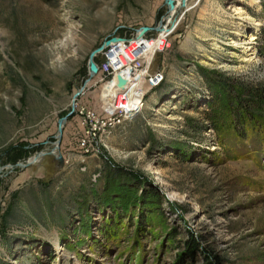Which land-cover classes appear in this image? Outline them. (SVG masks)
<instances>
[{
	"label": "rangeland",
	"instance_id": "rangeland-1",
	"mask_svg": "<svg viewBox=\"0 0 264 264\" xmlns=\"http://www.w3.org/2000/svg\"><path fill=\"white\" fill-rule=\"evenodd\" d=\"M161 26L142 113L91 134L135 90L92 53ZM245 86L264 89V0H0V264H264V108L213 122Z\"/></svg>",
	"mask_w": 264,
	"mask_h": 264
},
{
	"label": "built area",
	"instance_id": "built-area-1",
	"mask_svg": "<svg viewBox=\"0 0 264 264\" xmlns=\"http://www.w3.org/2000/svg\"><path fill=\"white\" fill-rule=\"evenodd\" d=\"M170 27V24H168ZM165 27V26H163ZM172 28V27H171ZM163 33H158L155 37L144 33L140 37L135 36V31L130 34L117 36L118 41L105 46L102 49L103 60L98 66V71L107 76H116L118 73L129 70L131 71L126 79L135 81V90H130L124 94L122 104L116 107V110L110 114H106L103 118H94L92 112L87 113L89 118L94 120L95 128L90 129L91 134L105 133L113 130L116 125L124 121H133L143 111L145 97L139 84L142 80H149L151 87H156L163 79L161 71L148 73L149 64L156 51L163 49L164 37ZM163 39V43H160ZM159 44H161L159 46ZM102 78V80L104 79ZM105 83H108L107 81ZM142 88V87H141Z\"/></svg>",
	"mask_w": 264,
	"mask_h": 264
},
{
	"label": "trees",
	"instance_id": "trees-1",
	"mask_svg": "<svg viewBox=\"0 0 264 264\" xmlns=\"http://www.w3.org/2000/svg\"><path fill=\"white\" fill-rule=\"evenodd\" d=\"M240 90H243L244 92H247L246 98H241L236 102V105L239 108H242L243 111L237 112V110L232 109L227 102L226 98H223L222 106H223V112L225 111L224 117L225 119L220 120L218 116H213V122H215L214 127L216 132H223V131H230L235 130V124L242 125L244 127L252 124L253 122L257 121V117L253 115V112L251 111V108H254L256 110H261L264 108V89L259 87H250L245 86V88H241ZM228 91V90H226ZM261 122V121H260ZM251 126V125H250ZM242 127V128H244ZM236 131V130H235ZM220 145H223L222 142H219ZM153 203H149L147 206H152ZM150 218L154 217L155 214L150 211L149 213ZM110 230H107L109 232ZM200 241L195 240L191 243L192 253L197 254L200 249ZM210 264H220V261L215 258L213 261L210 262Z\"/></svg>",
	"mask_w": 264,
	"mask_h": 264
},
{
	"label": "water",
	"instance_id": "water-1",
	"mask_svg": "<svg viewBox=\"0 0 264 264\" xmlns=\"http://www.w3.org/2000/svg\"><path fill=\"white\" fill-rule=\"evenodd\" d=\"M166 2H167V0H166ZM170 4H171V6H173V1H171ZM169 24H170V26H172V22H170ZM148 29H149L148 27H140V28L136 29V30H135V36H136V37H140V36L143 35ZM156 29H158L159 31H162L164 28H163V26H161V27H157ZM118 39H119V38H117V37H112V38L108 39V40H107V41H106V42H105L100 48H97L96 50H94V52L92 53V57H93V55H95L97 52H99V51H101L103 48H105V46H108L109 44L118 41ZM89 64H90V71H91V72H90V75H92V74L98 72V66L95 64V62L92 60V58H91ZM118 81H120V80H118ZM82 89H83V86H82L77 92L74 93L73 98H72V101H71L72 103L75 101V99H76L77 96L80 94V92H81ZM73 107H74V106L72 105V108H71L70 112H68L65 116L60 117L59 120H58V123H57V124H58V129H57V133H56V135H55L56 138H57V140L55 141V142H56V149L58 148V139H59V136H60V134H61L62 127H63V125H64V123H65L67 117L73 113ZM38 154H40L41 156L43 155L42 152H41V153H38ZM51 154H53V153H51ZM54 155H57L58 158H59V161L62 162L63 159H62L61 155H59V154H54ZM41 156H40V157H41ZM29 163H30V160H28V161L26 162V164H29ZM26 164H21V166H24V165H26Z\"/></svg>",
	"mask_w": 264,
	"mask_h": 264
},
{
	"label": "bare ground",
	"instance_id": "bare-ground-1",
	"mask_svg": "<svg viewBox=\"0 0 264 264\" xmlns=\"http://www.w3.org/2000/svg\"><path fill=\"white\" fill-rule=\"evenodd\" d=\"M169 10H170V14H169V19H170V21H171V16H172V14H171V8H169ZM232 11L235 13V14H240L241 13V9H240V7H238V6H235L233 9H232ZM253 58V56H251V57H249V58H247V57H244V60L245 61H249L250 59H252ZM74 103H75V101H74ZM73 103V104H74ZM54 146V145H53ZM56 147V146H55ZM54 151V150H53ZM52 153V152H51ZM31 161V160H30ZM32 161H34V160H32Z\"/></svg>",
	"mask_w": 264,
	"mask_h": 264
}]
</instances>
